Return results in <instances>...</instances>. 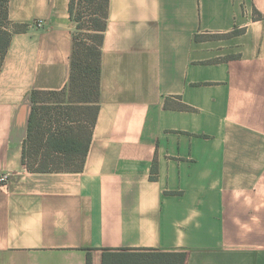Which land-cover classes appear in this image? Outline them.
Segmentation results:
<instances>
[{"label":"crops","instance_id":"obj_1","mask_svg":"<svg viewBox=\"0 0 264 264\" xmlns=\"http://www.w3.org/2000/svg\"><path fill=\"white\" fill-rule=\"evenodd\" d=\"M70 2L9 1L0 264H264V0H109L84 167L34 172L30 95L69 83Z\"/></svg>","mask_w":264,"mask_h":264},{"label":"trees","instance_id":"obj_2","mask_svg":"<svg viewBox=\"0 0 264 264\" xmlns=\"http://www.w3.org/2000/svg\"><path fill=\"white\" fill-rule=\"evenodd\" d=\"M9 1L0 0V70L13 34L25 27L10 19ZM108 5L109 0L70 2L71 17L76 22L70 80L61 90L31 92L23 143V162L30 171H80L84 167L100 108ZM173 258L172 264H184L186 254H173Z\"/></svg>","mask_w":264,"mask_h":264},{"label":"built area","instance_id":"obj_3","mask_svg":"<svg viewBox=\"0 0 264 264\" xmlns=\"http://www.w3.org/2000/svg\"><path fill=\"white\" fill-rule=\"evenodd\" d=\"M44 21L43 20H37L35 23H34V25H36V26H38V27H42V26H44ZM8 179V175L7 174H5V175H1L0 176V181H6Z\"/></svg>","mask_w":264,"mask_h":264},{"label":"rangeland","instance_id":"obj_4","mask_svg":"<svg viewBox=\"0 0 264 264\" xmlns=\"http://www.w3.org/2000/svg\"><path fill=\"white\" fill-rule=\"evenodd\" d=\"M84 27H85V29L89 28L88 25H85ZM180 253H181V252H177V253H174V254H176V255L178 254V255H179Z\"/></svg>","mask_w":264,"mask_h":264}]
</instances>
